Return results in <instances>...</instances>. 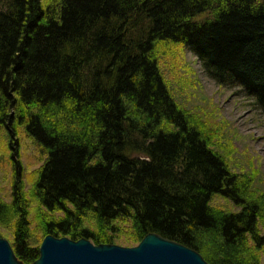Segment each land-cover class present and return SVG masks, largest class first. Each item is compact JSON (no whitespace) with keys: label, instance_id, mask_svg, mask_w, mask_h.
Returning a JSON list of instances; mask_svg holds the SVG:
<instances>
[{"label":"trees","instance_id":"trees-1","mask_svg":"<svg viewBox=\"0 0 264 264\" xmlns=\"http://www.w3.org/2000/svg\"><path fill=\"white\" fill-rule=\"evenodd\" d=\"M168 45L264 116V0H0V237L21 263L48 235L130 248L156 234L207 264H264V190L229 175L173 99Z\"/></svg>","mask_w":264,"mask_h":264},{"label":"rangeland","instance_id":"rangeland-1","mask_svg":"<svg viewBox=\"0 0 264 264\" xmlns=\"http://www.w3.org/2000/svg\"><path fill=\"white\" fill-rule=\"evenodd\" d=\"M168 46L160 49L156 57L173 99L182 109L207 123L210 146L224 159L230 172L228 174L234 178H243L245 175V179L264 190V116L239 87L222 86L210 78L202 63L190 51ZM10 170V166H5L2 160L0 197L7 202L12 180ZM32 170L33 168H26L23 171L25 179H28ZM211 206L221 211L238 212L230 201L218 197L212 199ZM31 214L34 216L33 211ZM32 224V237L36 239L38 232L35 220ZM2 232L9 234L5 229ZM0 238L6 240L11 247L7 238ZM11 249L13 251L12 247Z\"/></svg>","mask_w":264,"mask_h":264},{"label":"water","instance_id":"water-1","mask_svg":"<svg viewBox=\"0 0 264 264\" xmlns=\"http://www.w3.org/2000/svg\"><path fill=\"white\" fill-rule=\"evenodd\" d=\"M0 264H21L9 243L0 238ZM33 264H207L195 251L156 234L146 235L138 245L95 246L86 239L46 236Z\"/></svg>","mask_w":264,"mask_h":264}]
</instances>
